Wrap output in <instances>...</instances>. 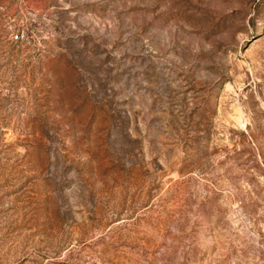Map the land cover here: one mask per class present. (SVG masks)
I'll return each instance as SVG.
<instances>
[{
	"label": "rangeland",
	"instance_id": "rangeland-1",
	"mask_svg": "<svg viewBox=\"0 0 264 264\" xmlns=\"http://www.w3.org/2000/svg\"><path fill=\"white\" fill-rule=\"evenodd\" d=\"M0 264H264V0H0Z\"/></svg>",
	"mask_w": 264,
	"mask_h": 264
}]
</instances>
